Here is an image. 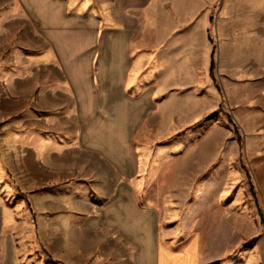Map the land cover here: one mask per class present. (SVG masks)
Masks as SVG:
<instances>
[{
	"label": "rangeland",
	"instance_id": "374dc122",
	"mask_svg": "<svg viewBox=\"0 0 264 264\" xmlns=\"http://www.w3.org/2000/svg\"><path fill=\"white\" fill-rule=\"evenodd\" d=\"M163 3L0 0V264H63L116 204L264 264V0Z\"/></svg>",
	"mask_w": 264,
	"mask_h": 264
},
{
	"label": "crops",
	"instance_id": "0c3cea01",
	"mask_svg": "<svg viewBox=\"0 0 264 264\" xmlns=\"http://www.w3.org/2000/svg\"><path fill=\"white\" fill-rule=\"evenodd\" d=\"M163 5V0H145V17H151L157 5ZM186 3V2H185ZM179 6H182L181 3ZM190 7V20L195 15L193 4ZM213 24V5L208 11L206 20V38L213 46L209 56V70L214 52V45L211 41V26ZM187 29V28H186ZM121 210L116 209L118 205H111L109 220H103L94 224L89 216L82 221L78 217L77 230L79 231L76 243L70 238L63 237V264H213L214 257L206 256L199 247L197 236L190 235L178 245H172L160 240L159 231L151 228L152 221L149 214L136 207H128ZM264 218V217H263ZM261 222L264 221L261 220ZM110 227L109 241L102 244L97 239L96 233L103 231V227ZM84 229L86 235L82 237L81 230ZM155 238V241L152 239ZM264 255V249H263ZM246 260V259H245ZM238 261L239 264H252V261ZM220 264H236L230 260Z\"/></svg>",
	"mask_w": 264,
	"mask_h": 264
},
{
	"label": "trees",
	"instance_id": "16d2710c",
	"mask_svg": "<svg viewBox=\"0 0 264 264\" xmlns=\"http://www.w3.org/2000/svg\"><path fill=\"white\" fill-rule=\"evenodd\" d=\"M214 55H215V50H214V52H213V54H212V59H211V64H210V74H211V75H212L213 70H214V68H215V66H216V62H215Z\"/></svg>",
	"mask_w": 264,
	"mask_h": 264
}]
</instances>
